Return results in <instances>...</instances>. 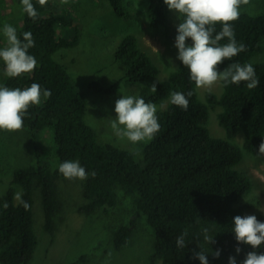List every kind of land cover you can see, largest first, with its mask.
<instances>
[{
  "label": "trees",
  "instance_id": "1",
  "mask_svg": "<svg viewBox=\"0 0 264 264\" xmlns=\"http://www.w3.org/2000/svg\"><path fill=\"white\" fill-rule=\"evenodd\" d=\"M109 1L118 15H129L123 0ZM33 3L39 18L33 21L24 13L23 25L17 32H32L35 47L29 52L37 59L38 66L30 75L6 76L2 86L23 89L37 83L42 89L51 91L52 95L42 99L40 106L29 109L24 127L36 139L35 143L46 128H54L58 163L53 166L49 156L42 158L36 144L34 160L16 167L11 185L0 194V264H29L33 260L40 242L34 217L37 192L42 199L45 229L54 234L56 218L64 207L59 183L65 178L58 165L69 160L79 161L88 173L96 172L94 178L80 180L84 197V202L77 207L80 213L91 215L101 208L115 206L117 189L132 198L134 214L114 230L117 249L131 243L138 215L142 213L153 228L155 260L164 264H200L199 259L193 258V250L200 251L201 244L208 253L209 264H229L230 256H235L237 264H241L246 253L253 249L236 240L232 231L234 217L255 215L264 222V215L246 213L238 206L240 199L251 192L252 181L236 169L244 157V149L259 155V146L264 142V61H250L252 55L264 49V12L242 10L233 27L237 41L243 43L246 50L220 66L223 70L231 63H251L259 86L249 90L245 82L227 86L221 82L220 95L207 90L205 96L200 97L188 68L180 61L168 78L159 83L156 93L145 87L138 96L146 102L165 104L168 101V104L157 111L161 125L159 133L146 143L143 158H137L128 148L100 141L96 128L86 117V94L78 86L68 64L55 56L61 48L80 42L81 28L77 19L52 0L46 6H40L36 0ZM169 13L164 0H150L146 9L149 23L154 27L168 26L167 30ZM219 30L220 25H217ZM227 42L225 39L221 44ZM187 43L191 44L190 38ZM116 57L129 68L127 81H143L159 72L132 33L124 36ZM124 80L122 77L105 86L97 79L89 87L112 93ZM173 91L185 95L193 92L187 97L190 102L187 111L170 102ZM218 107L216 117L226 130L225 137L212 136L207 126L211 112ZM240 131L244 133L242 146L235 142ZM17 192H21L22 199L30 204L28 210L14 199ZM5 202L9 205L7 209L3 207ZM204 228L214 238L213 244L204 241ZM185 230L188 233L186 247L178 249L176 238ZM237 247L242 248L239 254ZM215 250L221 251L219 258L212 255ZM256 251L264 252V246ZM87 261L88 255L84 252L74 260L58 264Z\"/></svg>",
  "mask_w": 264,
  "mask_h": 264
},
{
  "label": "rangeland",
  "instance_id": "2",
  "mask_svg": "<svg viewBox=\"0 0 264 264\" xmlns=\"http://www.w3.org/2000/svg\"><path fill=\"white\" fill-rule=\"evenodd\" d=\"M52 1L58 3L62 11L71 12L81 28L80 42L73 47L61 48L55 56L68 64L72 76L87 96L88 122L96 128L101 142L128 148L137 158H143L146 143L132 144L114 134L111 122L116 118L115 102L124 95L139 96L145 87H150L154 82L159 81L158 86L178 66L180 60L177 58L175 38L177 25L181 21L170 11L168 30V26H152L146 15L150 0H123L128 16L118 15L109 0H68L66 4L62 0ZM243 10L262 13L264 0H250V5ZM23 18L19 0H0V48L7 46L3 25L8 23L18 31L23 25ZM128 33L137 37L139 47L158 66L159 72L155 76L143 81L126 80L129 68L117 59L116 52ZM250 61H264V49L252 55ZM5 77L3 62L0 61V86ZM122 77L125 80L112 93L89 87L93 80L101 79L107 86ZM222 89L221 82H218L212 91L220 95ZM198 90L200 97H204L207 89ZM154 104L157 110L164 109L168 101ZM218 109L211 112L207 126L212 136L225 137L226 130L216 117ZM54 136L53 127L46 128L36 143L25 127L18 132L0 131V194L11 185L15 168L34 160L36 144L42 158L49 156L51 164L57 165ZM243 141L244 133L240 131L235 142L242 146ZM236 169L252 181L251 192L240 199L238 206L243 207L246 213L264 215V155H255L244 149V157ZM59 188L64 207L56 218L54 234L45 229L41 195L39 192L35 194V229L40 242L29 264H58L74 260L84 252L88 255V261L83 264H164L154 259L153 228L142 213L138 215V226L131 243L121 249L115 247L114 230L134 214L132 198L127 197L121 189H117L118 203L115 206L87 215L77 210L78 205L84 202L80 180L65 178L59 183Z\"/></svg>",
  "mask_w": 264,
  "mask_h": 264
},
{
  "label": "clouds",
  "instance_id": "3",
  "mask_svg": "<svg viewBox=\"0 0 264 264\" xmlns=\"http://www.w3.org/2000/svg\"><path fill=\"white\" fill-rule=\"evenodd\" d=\"M49 0H36L40 6H46ZM68 3V0H62ZM169 11L176 14L181 21L177 25V36L175 47L178 49V59L190 72V79L197 89L211 91L218 82L225 86L229 84L239 85L246 83L249 90L259 86L255 68L251 63L241 65L231 63L221 70L224 62L231 61L239 53L246 50L243 43H239L235 37L233 22L238 21L242 10L250 5V0H164ZM22 12L36 21L39 12L33 0H21ZM217 25L220 30L217 31ZM3 36L6 38L7 46L0 48V61L3 62L4 74L9 78H19L30 75L38 66V61L29 50L35 47L34 37L31 31L18 34L17 29L5 23L3 25ZM22 35V38H21ZM191 39V44L186 41ZM227 39V43L221 44ZM157 82L151 86V92H157ZM52 95L50 90L42 89L37 83H32L26 88H9L0 86V131L18 132L24 127V118L29 109L40 106L42 99ZM193 95L189 91L187 95L182 92L170 93V102L180 107L183 111L189 108V99ZM157 106L146 102L138 96L124 95L115 102V119L111 122L114 134L120 139H127L132 144L148 143L155 139L161 125L158 122ZM260 155H264V142L259 146ZM59 172L68 180L86 181L89 176L94 178L96 172L88 173L79 161H64L58 165ZM25 210L30 204L22 199V193L17 192L14 196ZM8 203L3 207L8 208ZM236 240L243 245L251 246L253 251L246 253L241 264H264V252H258L264 246V222L257 219L255 215L234 217ZM204 241L213 244L214 238L208 234V229H202ZM187 230L176 238V246L183 249ZM199 239V237H197ZM200 251L193 250V258L199 259L200 264H209L208 253L199 244ZM242 248L237 247L236 253H241ZM212 255L219 258L220 250L212 251ZM229 264H237L235 256L229 257Z\"/></svg>",
  "mask_w": 264,
  "mask_h": 264
}]
</instances>
